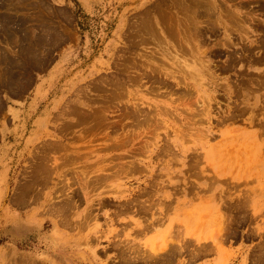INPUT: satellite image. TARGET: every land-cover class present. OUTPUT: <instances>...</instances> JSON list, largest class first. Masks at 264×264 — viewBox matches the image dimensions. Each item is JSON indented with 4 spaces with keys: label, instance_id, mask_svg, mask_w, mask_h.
Instances as JSON below:
<instances>
[{
    "label": "rangeland",
    "instance_id": "1",
    "mask_svg": "<svg viewBox=\"0 0 264 264\" xmlns=\"http://www.w3.org/2000/svg\"><path fill=\"white\" fill-rule=\"evenodd\" d=\"M54 1L0 0V264H264V0Z\"/></svg>",
    "mask_w": 264,
    "mask_h": 264
},
{
    "label": "crops",
    "instance_id": "2",
    "mask_svg": "<svg viewBox=\"0 0 264 264\" xmlns=\"http://www.w3.org/2000/svg\"><path fill=\"white\" fill-rule=\"evenodd\" d=\"M59 1V0H58ZM51 3L52 5L56 6V7H65L66 9H68L67 6H63L62 4L58 3V2H55L54 0H51ZM67 53V50L64 49L60 55L58 56L59 57V60L61 61L62 59L64 60L66 58V56H64L65 54ZM168 222L169 224H173L174 222L176 221H169V220H165L164 223H163V227L164 229L168 228ZM183 224V223H182ZM185 225H183L184 227ZM186 227V226H185ZM192 237L191 236H186L185 239H187L186 241H189ZM208 241V240H207ZM194 244H198L196 241H192ZM199 244H202V245H207L208 243L205 241V240H200L199 241ZM196 247H199V246H195ZM197 249V248H196ZM61 254L62 256L64 257H70V255L68 254H64V253H59ZM193 255V256H192ZM60 256V255H59ZM162 258V259H160ZM168 260H166V259ZM160 259V260H159ZM164 259V260H163ZM216 259V253L213 251L212 253L210 254H206V250L205 251H200L198 250L197 252H193L191 254H187L185 256V260H187L186 262H181L179 264H213L214 260ZM148 261V264H178L177 262V257H174L173 255H169L168 253V249L167 247H165L160 253L158 256H154L152 254H149V256L145 259ZM158 260V261H156ZM163 260V261H162ZM150 261V262H149ZM162 261V262H161ZM155 262V263H154Z\"/></svg>",
    "mask_w": 264,
    "mask_h": 264
},
{
    "label": "bare ground",
    "instance_id": "3",
    "mask_svg": "<svg viewBox=\"0 0 264 264\" xmlns=\"http://www.w3.org/2000/svg\"><path fill=\"white\" fill-rule=\"evenodd\" d=\"M212 1H213V0H212ZM2 2H3V1H2ZM16 2H17V1H16ZM16 2H15V3H16ZM198 2H199V1H198ZM204 3H205V2H204ZM206 3H207V2H206ZM193 4H194V3H193ZM193 4H192V5H193ZM199 4H200V2H199ZM189 5H190V4H189ZM195 5H196V2H195ZM190 7H191V6H190ZM198 7H199V6H198ZM200 7H201V6H200ZM207 7H208V6H207ZM191 10H192V9H191ZM198 13H199V12H198ZM199 15H200V14H199ZM228 16H229V15H228ZM231 16H232V15H231ZM200 17H203V16H200ZM39 20H40V19H39ZM214 21H215V20H214ZM176 22H178V21H176ZM193 23H195V22H193ZM179 24H180V23H179ZM201 24H202V23H201ZM233 24H234V23H233ZM9 25H10V24H9ZM21 25H22V24H21ZM192 25H193V24H192ZM207 25H208V24H207ZM0 27H1V26H0ZM8 27H9V26H8ZM177 27H178V26H177ZM236 27H237V26H236ZM23 28H24V27H23ZM192 28H193V27H192ZM190 29H191V28H190ZM198 29H199V28H198ZM239 29H240V28H239ZM187 30H189V29H187ZM193 30H194V29H193ZM189 32H191V31H189ZM199 34H200V33H199ZM199 34H198V35H199ZM205 34H206V33H205ZM24 36H25V35H24ZM4 38H5V37H4ZM188 38H189V37H188ZM203 40H204V39H203ZM23 47H24V46H23ZM179 48H180V46H179ZM0 51H1V50H0ZM33 52H34V51H33ZM2 54H3V53H2ZM4 54H5V53H4ZM198 56H199V55H198ZM28 57H29V56H28ZM1 59H2V58H1ZM27 59H28V58H27ZM6 62H7V61H6ZM193 62H194V61H193ZM206 62H207V61H206ZM199 68H200V67H199ZM195 70H196V69H195ZM202 71H203V70H202ZM20 73H21V72H20ZM6 77H7V76H6ZM263 81H264V80H263ZM116 85H117V84H116ZM10 86H11V85H10ZM118 86H119V85H118ZM118 86H116V87H118ZM23 87H24V86H23ZM124 90H125V89H124ZM11 93H12V92H11ZM12 94H13V93H12ZM65 126H66V125H65ZM76 155H77V154H76ZM48 169H49V168H48ZM48 169H47V170H48ZM50 170H51V169H50ZM49 177H50V176H49ZM68 197H69V196H68ZM63 199H64V198H63ZM72 199H73V198H72ZM65 200H66V198H65ZM61 202H62V201H61ZM63 202H64V201H63ZM67 202H68V201H67ZM61 205H62V204H61ZM61 205H60V206H61ZM64 205H65V202H64ZM69 205H70V204H69ZM73 206H74V205H73ZM62 207H63V206H61V209H60V210H66V209L68 210L67 207H65V206H64L65 208H62ZM71 207H72V206H71ZM58 208H59V207H58ZM55 209H56V208H55ZM58 210H59V209H58ZM62 212H63V211H62ZM62 212H61V213H62ZM64 212H65V211H64ZM64 212H63V213H64ZM61 213H60V214H61ZM89 215H90V214H89ZM61 216H62V215H61ZM64 217H65V213H64ZM62 218H63V217H62ZM64 219H65V218H64ZM149 226H150V225H149ZM166 246H167V245H166ZM164 247H165V246H164ZM204 247H205V246H204ZM161 251H162V250H161ZM161 251H160V252H161ZM160 252H159V253H160ZM159 253H154V252H153V254H156V255H154V256H158ZM192 256H193V255H192ZM160 259H162V258H160ZM160 259H159V260H160ZM165 259H166V258H165ZM163 260H164V259H163ZM163 260H162V261H163ZM166 260H168V259H166ZM156 261H158V260H156ZM162 261H161V262H162ZM138 262H139V261H138ZM149 262H150V261H149ZM154 263H155V262H154ZM37 264H38V263H37Z\"/></svg>",
    "mask_w": 264,
    "mask_h": 264
}]
</instances>
